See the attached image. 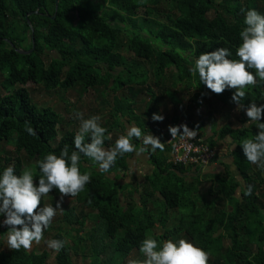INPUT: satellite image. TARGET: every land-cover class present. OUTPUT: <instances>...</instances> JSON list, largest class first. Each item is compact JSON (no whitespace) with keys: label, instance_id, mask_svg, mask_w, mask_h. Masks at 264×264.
Returning <instances> with one entry per match:
<instances>
[{"label":"trees","instance_id":"16d2710c","mask_svg":"<svg viewBox=\"0 0 264 264\" xmlns=\"http://www.w3.org/2000/svg\"><path fill=\"white\" fill-rule=\"evenodd\" d=\"M169 1L165 9L160 0H0V153L9 148L0 156V168L14 164L19 173L35 168L47 152L59 154L65 145L72 149L77 128L53 109L37 107L30 85L63 92L101 88V105L110 118L102 124L112 134L105 147L125 130L124 119L165 143L163 152L143 153L149 174L133 182H125L133 153L118 157L107 175L82 162L80 170L90 172V182L76 197L66 196L71 204L58 218L65 229L53 236L66 244L54 254V264H78L80 255L87 264H127L133 254L143 258L139 242L157 233L159 240L194 241L209 253L208 264H264V176L239 145L257 129L245 126L243 109L237 111L231 101L234 89L211 93L188 71L202 52L229 46L234 53L243 27L241 9L264 13V0ZM245 91L244 107L264 103V83ZM185 100L181 124L197 128L195 140L215 151L226 146V137L236 144L229 155L239 179L228 170L205 175L204 167L171 162L169 132L151 115L160 108L165 115ZM140 103L144 107L137 113ZM202 105L213 128L210 137L202 121L192 120ZM226 109L239 112L238 125L223 121L215 130V115ZM170 123L179 125L180 117L172 116ZM29 126L35 136L25 132ZM204 181L211 184L205 192ZM248 185L252 194L245 196ZM89 221L94 225L87 230ZM49 258L45 250L0 246V264H47Z\"/></svg>","mask_w":264,"mask_h":264},{"label":"clouds","instance_id":"9594fccd","mask_svg":"<svg viewBox=\"0 0 264 264\" xmlns=\"http://www.w3.org/2000/svg\"><path fill=\"white\" fill-rule=\"evenodd\" d=\"M241 11L243 27L238 32L239 43L234 46V53L229 46L202 52L195 57L188 71L211 93L221 94L234 89L231 101L236 104L237 111L243 109L247 117L245 126L251 124L257 129L256 134L245 137L239 145L245 160L264 175V122H261L264 103L250 102L247 107L242 103L246 88L264 83V13L254 8ZM71 113L78 121L71 150L65 145L59 154L47 152L35 161V168L25 167L19 173L14 164L0 168V227L7 228L5 243L10 250H29L43 241L53 252L61 251L66 241L46 238L45 232L52 226L57 213L63 211L64 198L76 197L90 182V172L80 170L84 160L107 175L117 158L126 153L140 156L145 152L164 151L165 143L160 137L144 133L135 124L126 126L114 143L105 147V141L111 140L112 134L103 126L102 117L98 114L85 117L75 109ZM151 120L162 122L164 116L155 112ZM24 130L30 136L36 135L30 126ZM168 132L172 139L182 141L197 137V128L190 129L185 124L170 125ZM226 139L232 143L231 137ZM134 141H139V146ZM235 145L232 143V148ZM53 191L58 193L55 207L52 203L43 204L44 198ZM243 194L251 195L252 185L245 187ZM156 235L159 233L145 236L138 247L143 258L129 259L127 264H208L209 253L194 241L179 236L159 240Z\"/></svg>","mask_w":264,"mask_h":264},{"label":"rangeland","instance_id":"374dc122","mask_svg":"<svg viewBox=\"0 0 264 264\" xmlns=\"http://www.w3.org/2000/svg\"><path fill=\"white\" fill-rule=\"evenodd\" d=\"M90 1L93 4L101 3V0H90ZM169 5H170L169 0H160L159 8H165L166 9ZM122 55H124L126 57L128 56L129 59L132 58L131 54L126 49H123ZM27 89L30 91L31 99L37 107H39V108L49 107V108L53 109L55 112H57L59 114L61 120L64 123L69 121L70 125L75 126L76 128L78 127V121H76L75 119L72 118L71 110H73V109L81 111L85 117H88L89 115H93V114H98L102 117V121H101L102 123L104 120L110 119L108 117V114H107L108 108L105 109V107H102V105H101V94H100L101 88L96 89V90H88L86 92H82L79 87H76V88H73L67 92H63L61 90L46 91V90H44V88L42 86H31L30 85V86H27ZM108 100H109V97H108ZM186 104H187V102L185 100L183 105H181V106H177L175 108L170 106L168 108L167 113L165 112V115L163 113L162 108L159 109L160 114H162L164 117H167L162 122H159L160 128L162 129L163 132H165L166 129H168V126L171 125L170 118L172 116L180 117V124H181V121L183 120L181 115L184 112V110H186V106H185ZM143 107H144L143 103H140L139 106H137L136 112L141 113L143 110ZM205 107H206L205 105L200 106L199 111L196 112V114H194V116L192 117V120H194V121L200 120L206 126L208 123V120L206 117V108ZM219 115H222V117H221L222 123H223V121H228V122H231L233 125H238V123H237L238 122L237 121L238 116L237 115H239V112L234 111V112L229 113V112H227V109H226V110H223L222 114H218L217 116L219 117ZM236 116H237V118H236ZM122 122L124 123L125 127L130 125V124H127V121L125 119L122 120ZM194 140L195 139H193V141ZM195 141H197V139ZM168 143H169V139H168V141L166 140L167 145H168ZM6 150H9V148L3 147L1 149L0 156H2V152L6 151ZM222 150H224L227 154L230 152L229 147L222 146L221 148H219L216 151V155H218V153L220 154V152ZM133 160L135 163L134 165L131 163V162H133ZM214 161H215V159H214ZM129 163H130V172H129V174L127 176L128 178H126L125 182H133L134 177L137 178V180H141L142 176L149 174L150 166L147 163V157L145 155L141 154L140 156H136L133 153L132 158L130 159ZM137 166H139L141 171L138 169ZM93 168H95V167H93ZM137 169L140 171V174H139V171ZM203 187H204V191H207V189L210 187V185L208 183H206V184H203ZM57 198H58V195L49 194L48 197L44 198L42 203L43 204H51L52 203L53 207H55V202H56ZM71 201L72 200L69 198H66V197L64 198V201L61 205L63 211L70 206ZM61 213L62 212H58L57 215L53 218L52 226L45 233L46 238L53 239V236L55 235V233L59 227L62 229H65L64 226H62V225L60 226V224L58 223V218L61 217ZM93 225H94V221L87 222V230H89V228ZM1 230L7 231V228L1 227ZM0 246L4 250L8 249L6 247V243H5V234H3V235L0 234ZM29 250H35V251L45 250V251H47L50 254V258H49L47 264H54L55 252H53L51 249H48L44 245L43 241L39 245L34 244L33 247L30 248ZM135 257H136L135 254H133L130 259H134ZM87 263H88V261L83 260L81 258V255L78 257V264H87Z\"/></svg>","mask_w":264,"mask_h":264},{"label":"built area","instance_id":"2783aa9c","mask_svg":"<svg viewBox=\"0 0 264 264\" xmlns=\"http://www.w3.org/2000/svg\"><path fill=\"white\" fill-rule=\"evenodd\" d=\"M168 139V145L172 148L170 160L174 164L182 163L203 168L209 165L217 156L215 150L210 149L201 142L195 140L182 141L178 138L172 139L170 134L167 141Z\"/></svg>","mask_w":264,"mask_h":264},{"label":"crops","instance_id":"0c3cea01","mask_svg":"<svg viewBox=\"0 0 264 264\" xmlns=\"http://www.w3.org/2000/svg\"><path fill=\"white\" fill-rule=\"evenodd\" d=\"M221 117H222L221 115H219V117L217 115H215V118H216V124H215V127H214L215 130H218L223 125V123L221 122ZM166 131H168V129H166ZM203 133L206 134L207 137L212 136L213 128H212V126L209 123H207L206 126H205V124H203ZM206 136L202 137V138H200L198 140L199 141H203L205 138H207ZM226 146L229 147L230 152L233 151L234 147L232 148V144H230V142L228 140H226ZM229 153L227 154L224 150H222L220 152V154L218 153L216 160L212 164H210V165H208V166H206V167H204L202 169V174H205V175H217V174L224 173L225 170H228V173L232 177H234L236 179H239V174H238L237 170L235 169V167L233 165V158L229 155ZM131 163L134 165L135 164L134 160ZM137 167L141 171L139 166H137ZM140 171H139V174H140ZM206 183H207V181L203 182V184H206ZM208 184L211 186L210 183H208ZM203 192H205V191H203Z\"/></svg>","mask_w":264,"mask_h":264},{"label":"water","instance_id":"95a60500","mask_svg":"<svg viewBox=\"0 0 264 264\" xmlns=\"http://www.w3.org/2000/svg\"><path fill=\"white\" fill-rule=\"evenodd\" d=\"M56 6H57V2H56Z\"/></svg>","mask_w":264,"mask_h":264}]
</instances>
